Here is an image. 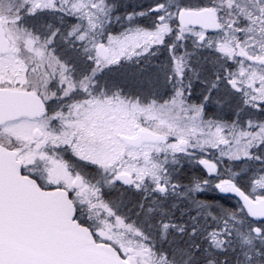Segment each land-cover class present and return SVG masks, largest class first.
Returning a JSON list of instances; mask_svg holds the SVG:
<instances>
[{
  "label": "snow or ice",
  "instance_id": "snow-or-ice-1",
  "mask_svg": "<svg viewBox=\"0 0 264 264\" xmlns=\"http://www.w3.org/2000/svg\"><path fill=\"white\" fill-rule=\"evenodd\" d=\"M0 40V264H264V0H0Z\"/></svg>",
  "mask_w": 264,
  "mask_h": 264
},
{
  "label": "water",
  "instance_id": "water-1",
  "mask_svg": "<svg viewBox=\"0 0 264 264\" xmlns=\"http://www.w3.org/2000/svg\"><path fill=\"white\" fill-rule=\"evenodd\" d=\"M187 22L196 25L215 26L217 23L216 15L213 10H204L200 12L190 13L186 17ZM6 40H0V47L6 46ZM40 110L39 101L32 102L29 112H37Z\"/></svg>",
  "mask_w": 264,
  "mask_h": 264
},
{
  "label": "rangeland",
  "instance_id": "rangeland-1",
  "mask_svg": "<svg viewBox=\"0 0 264 264\" xmlns=\"http://www.w3.org/2000/svg\"><path fill=\"white\" fill-rule=\"evenodd\" d=\"M142 2H143V0H121V3L127 4L129 9H131L134 4H138V3H142ZM244 2L248 3V0H244ZM217 3L222 5L223 0H217ZM249 7H251V4H249ZM121 10H123V9H121ZM5 62H6V60H0V76H4L5 74H15V72L22 69V65L18 64V66H16L17 71L12 68L9 72H5L3 70V66H4ZM15 133L17 135L23 136L26 134V130L23 127H20V128L15 129ZM0 137L3 139L4 133L0 132Z\"/></svg>",
  "mask_w": 264,
  "mask_h": 264
},
{
  "label": "flooded vegetation",
  "instance_id": "flooded-vegetation-1",
  "mask_svg": "<svg viewBox=\"0 0 264 264\" xmlns=\"http://www.w3.org/2000/svg\"><path fill=\"white\" fill-rule=\"evenodd\" d=\"M3 60H6L3 66V70L5 72H9L12 68L17 71L16 66H18V64L15 60V57L11 54V52L9 56ZM31 105H32V102L26 105V111H30ZM0 139L2 138L0 137ZM212 195H215V194H212Z\"/></svg>",
  "mask_w": 264,
  "mask_h": 264
},
{
  "label": "trees",
  "instance_id": "trees-1",
  "mask_svg": "<svg viewBox=\"0 0 264 264\" xmlns=\"http://www.w3.org/2000/svg\"><path fill=\"white\" fill-rule=\"evenodd\" d=\"M214 194V193H213Z\"/></svg>",
  "mask_w": 264,
  "mask_h": 264
}]
</instances>
